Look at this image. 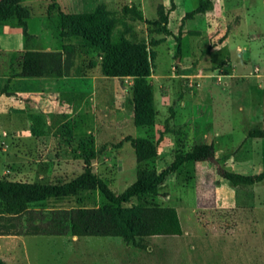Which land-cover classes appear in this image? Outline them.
<instances>
[{"label":"rangeland","instance_id":"obj_1","mask_svg":"<svg viewBox=\"0 0 264 264\" xmlns=\"http://www.w3.org/2000/svg\"><path fill=\"white\" fill-rule=\"evenodd\" d=\"M203 1L146 0L143 10L151 24L105 12L83 23L85 31L107 34L109 48L123 47L135 74L149 70L143 81L151 89L141 100L136 87L141 78L105 76L106 49L90 43L88 35L63 29L52 7L49 27L62 50L71 42L81 49L78 65H95L88 76H71L90 90L36 105L43 116L52 115L51 122L0 114V179L64 184L89 169L122 194L140 170L161 172L179 155L210 147L216 164H184L153 199L177 209L183 234L147 238L145 250L124 238L76 240L73 208H118L99 190H82L20 214L0 209V256L8 263L264 264V182L235 187L218 173L219 168L264 172V139L248 137L250 130L264 129V0H213V9L189 15ZM157 2L162 5L156 9ZM25 60L16 53L11 62ZM3 65L1 59L0 75ZM144 98L153 117L149 125H138L136 106ZM138 151L155 157L138 163ZM140 204L133 198L122 208L132 211Z\"/></svg>","mask_w":264,"mask_h":264},{"label":"trees","instance_id":"obj_2","mask_svg":"<svg viewBox=\"0 0 264 264\" xmlns=\"http://www.w3.org/2000/svg\"><path fill=\"white\" fill-rule=\"evenodd\" d=\"M23 1L4 0L0 4V26L18 24L27 31L26 22L30 18V11L23 6ZM52 7L59 10V14L63 18L61 25L63 29L71 28L72 32H74L73 34L88 35L90 43L99 44L106 49L102 56L101 65L102 73L105 76L123 77L134 75L140 77L141 79L136 84L138 98L141 100L143 96L145 97L149 93L151 88L148 85L145 87L143 81V78L150 74L149 70L147 69L142 74H135L130 70V60L124 55L123 47L115 45L109 48L107 34L100 31L90 33L85 31L83 27L84 22L98 18L104 12L108 17L116 15L135 16L140 21L151 24L152 22L144 17L143 11L139 6H125L119 12L109 11L104 7H100L93 13L78 15L64 14L55 2L49 7L50 13ZM213 8L214 1L205 0L189 15L205 14ZM20 12L24 13L21 19L18 16ZM80 54L81 49L77 45L67 42L63 48L64 58L61 62L45 63L37 60V57H26L27 61L13 65L12 75L13 77L28 78L88 76L94 70L95 65H78ZM136 113L138 125L150 124L153 115L148 99L146 101V98H144V103H141V106L138 102ZM248 137L264 139V129L250 130ZM154 157V152H150L148 155L137 152L138 163ZM191 161H207L216 164L212 149L208 146H199L195 151L187 155H179L169 167L161 172L155 169L140 170L136 182L122 194L113 192L103 179L93 174L89 169L84 174L64 184H41L0 179V209H3L7 214L15 215L23 213L33 204L49 198H66L76 196L82 190H99L111 204L118 206V208H73L70 216L71 235L78 238H124L134 243L136 242L140 249L145 250L148 248L147 243H145L147 238L154 236H181L183 234L177 209L162 206L155 203L153 199L159 195L160 188L164 185L166 179L176 173L184 164ZM218 173L220 177L235 187L254 186L264 182V172L255 175H244L219 168ZM133 198L139 199L142 203L137 209L129 211L122 208L123 204L129 203ZM0 264L8 263L0 256Z\"/></svg>","mask_w":264,"mask_h":264},{"label":"crops","instance_id":"obj_3","mask_svg":"<svg viewBox=\"0 0 264 264\" xmlns=\"http://www.w3.org/2000/svg\"><path fill=\"white\" fill-rule=\"evenodd\" d=\"M53 2L57 3L60 10L67 15L89 14L100 7L109 11H117L125 6L137 5L142 8L146 18L143 10L146 0H24L23 6L30 11V18L26 22L27 31L18 24L0 26V60L2 59L4 64L0 75V114L14 119L16 116H21V120L28 123L42 118L46 122H51L52 115L44 114L43 116L42 111L38 110L36 105H41L44 100L50 101L53 105L52 100L73 99L76 90L82 92L86 89L90 90L86 84L72 81L73 77L11 76L14 63L11 61L16 53H22L27 58L46 56L57 59L63 56L59 39L49 27L51 17L49 7ZM160 5L162 4L157 2L156 9ZM174 6L176 8L175 3L172 8ZM165 7L171 9L169 6ZM37 19L40 22L39 27H35ZM27 105L31 108L27 109ZM74 238L78 240V237Z\"/></svg>","mask_w":264,"mask_h":264},{"label":"water","instance_id":"obj_4","mask_svg":"<svg viewBox=\"0 0 264 264\" xmlns=\"http://www.w3.org/2000/svg\"><path fill=\"white\" fill-rule=\"evenodd\" d=\"M4 0H0V4L3 2Z\"/></svg>","mask_w":264,"mask_h":264}]
</instances>
